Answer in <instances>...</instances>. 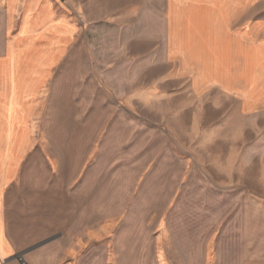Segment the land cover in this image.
<instances>
[{
	"label": "rangeland",
	"instance_id": "obj_1",
	"mask_svg": "<svg viewBox=\"0 0 264 264\" xmlns=\"http://www.w3.org/2000/svg\"><path fill=\"white\" fill-rule=\"evenodd\" d=\"M26 1L0 0V59ZM38 4L46 10L24 21L17 59L0 63L15 71L4 78L15 84L3 92L4 132L27 136L0 141L24 149L4 197L14 249L61 235L57 264H264L260 120L173 49L171 0ZM243 4L227 14L232 39L264 22V0ZM243 48L221 83L264 97V47Z\"/></svg>",
	"mask_w": 264,
	"mask_h": 264
},
{
	"label": "crops",
	"instance_id": "obj_2",
	"mask_svg": "<svg viewBox=\"0 0 264 264\" xmlns=\"http://www.w3.org/2000/svg\"><path fill=\"white\" fill-rule=\"evenodd\" d=\"M213 7L214 10H211V0H171L170 41L173 49L183 53L187 64L198 67L203 80L221 81L227 84L228 60H243V54L245 52L244 45L251 44L252 52L254 45L264 47V22L250 23L251 37L239 36L232 39L229 36L227 14L230 12V14L234 13L237 16L240 10H242V7H244L243 0H235L234 6H228L225 0L223 5ZM24 8V19L20 33L10 43L7 58L0 59V63L17 59L20 52L14 51V49L19 50V37L21 36V30L25 26L24 21L26 19L30 21V19L35 17L33 14H36L41 8L45 9L38 4V0H27ZM218 13L219 15H217ZM222 14H224L223 17ZM53 26L56 25H52L51 21L45 25L48 28H52ZM62 26L69 25L63 21L57 27ZM244 29L245 26L239 29L238 32L243 34ZM233 30V25L231 24L230 31L232 32ZM63 40H65V45L68 39L64 38ZM176 54L181 56L179 52L174 53V55ZM49 59H52V56ZM201 62H204V64H201ZM14 73L15 71L13 69H0V141L27 140V136L20 137L18 134H5L4 132L5 122L2 111L4 109L3 92L5 86L11 85L13 87L15 85L13 79L11 81L10 79L5 81L4 78L9 76L13 78L15 76ZM221 82H213L210 85H213L214 89H217L216 91L221 94L231 93L233 95L231 97L234 98L240 108V113L245 118L251 119L253 126L255 125V120L264 121L263 96L260 98L256 96L251 98V100H247L244 93L247 92L248 87L245 88L244 83L231 85L230 89H225ZM260 87H264V82L260 83ZM12 91L18 92L16 88ZM260 121L253 127L261 135L260 137L259 135L257 136L259 138L255 145L256 149L264 147V124ZM23 150L19 148L0 149V264H22L21 262H24V264H57L52 255L54 246L51 243L61 235L50 237L55 239L41 247L31 250L32 247L50 238L23 251H16L9 240L7 222L4 215L5 188L16 174L17 162ZM20 254H23L22 260L17 258Z\"/></svg>",
	"mask_w": 264,
	"mask_h": 264
},
{
	"label": "water",
	"instance_id": "obj_3",
	"mask_svg": "<svg viewBox=\"0 0 264 264\" xmlns=\"http://www.w3.org/2000/svg\"><path fill=\"white\" fill-rule=\"evenodd\" d=\"M54 239H55V238H50V239H48V240H46V241H44V242H42V243H40V244H38V245L32 247L31 250L36 249V248H38V247H41V246H43L44 244H47V243L51 242V241L54 240ZM22 255H23V254L18 255L17 258H20V259L22 260V259H23V258H22Z\"/></svg>",
	"mask_w": 264,
	"mask_h": 264
}]
</instances>
